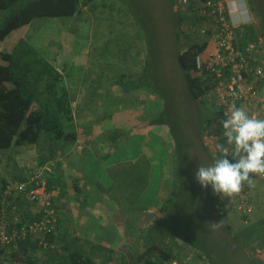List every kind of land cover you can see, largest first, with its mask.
Listing matches in <instances>:
<instances>
[{
	"label": "rangeland",
	"instance_id": "1",
	"mask_svg": "<svg viewBox=\"0 0 264 264\" xmlns=\"http://www.w3.org/2000/svg\"><path fill=\"white\" fill-rule=\"evenodd\" d=\"M174 4V0H94L92 8L89 6L72 16L35 18L24 38L48 59L61 50L63 61L74 74L86 68L93 75L88 81L103 85L102 93H95L90 101L112 98L109 103L103 101L105 107L100 105L106 111L103 117L112 116L111 112L115 115L110 121L116 126L107 135L111 141L115 136L126 140L133 157L129 158L135 161L130 168L134 173L130 180L133 183L127 185V201L135 215L141 217L137 218L139 226L135 225L133 230L137 247H130L131 252L141 251L144 240L150 236L162 240L175 231H185L194 238L193 247L211 252L216 264H257L254 258H264V235L250 231L240 222L238 212L220 215L223 221L232 224L230 230H224L221 218L211 207V188L201 187L195 179L200 165H211L217 158L218 150L208 148L203 136H199L202 117L212 116L217 107L208 98L199 103L185 89L175 56L178 42H173L172 29L178 18ZM250 13L253 22L259 21ZM189 42L183 37L180 50ZM105 63L108 70L102 72ZM136 63H144L145 70L130 77L128 71ZM117 64V70L112 69ZM95 75L99 78L95 79ZM110 83L120 95L107 94ZM93 90L94 86L87 91ZM156 120L157 123H152ZM79 143L84 144L82 139ZM34 148L22 147L16 168L14 158L12 164L8 158L1 163L9 164L15 173L20 172L22 164L33 167L35 162L31 159L35 153L30 150H37ZM103 179L101 174L100 181L106 189ZM119 191L125 193V185ZM229 216L231 220L226 221ZM146 217L150 218L144 224L141 219ZM256 238L262 240L258 242Z\"/></svg>",
	"mask_w": 264,
	"mask_h": 264
},
{
	"label": "trees",
	"instance_id": "2",
	"mask_svg": "<svg viewBox=\"0 0 264 264\" xmlns=\"http://www.w3.org/2000/svg\"><path fill=\"white\" fill-rule=\"evenodd\" d=\"M246 1L250 12L257 19L259 18V22L246 24L243 31L238 29L242 47L257 42L260 35L264 36V13L262 14L264 0ZM93 2L94 0H0V152L28 146L37 148L38 152L33 167L22 164V167H19L20 172L14 174L13 180L4 178L1 183L0 211L5 209L7 211L6 218L9 220H13V216H16L17 222H11L13 227H20L36 218L33 217L31 201L23 195L11 201L7 207L6 204L2 203L1 194L10 182L26 181L34 168L46 164L53 166L54 169L53 173L46 174L47 189L53 190L60 183V180L57 179V172L62 163L58 157L60 155L65 156L69 147L77 143V118L81 116L82 111L76 109L73 104L76 89L74 90L68 85L61 70L25 41L24 34L35 18L72 16L81 12L83 6ZM260 2L263 4L260 5ZM182 20L178 13L176 26L172 29L173 33L175 32L173 42L176 41L179 45V47L176 45L175 56L184 76L186 91L191 98L203 104L205 99L210 97L212 88L207 84L204 75H198L193 71L196 65V56L204 51L206 44L198 43L188 37L189 44L180 50V44L184 37L179 27ZM13 35L15 36L13 37ZM146 64L148 65V62ZM140 86L136 85V87ZM214 113L217 115L216 118L221 115V111L218 109ZM216 118L214 114L202 117L199 128L201 138L213 130L217 133L222 131L221 122H219L220 127L214 129ZM157 122L158 120L152 121V123ZM108 136H103L107 144L112 143L113 145L122 139L120 136L119 138L115 136V140L111 141ZM219 144L226 147L227 139L221 138ZM223 150L225 151V149ZM220 155L219 149L216 157ZM219 203L221 202L211 197V207L221 218L223 222L221 224L225 226L224 230H230L232 228L231 222L223 221L220 216L229 214H221ZM14 207L16 208L14 209ZM56 208L58 212L57 205ZM230 216L226 221L231 220ZM239 219L242 217L240 216ZM58 224L59 214L57 227ZM244 225L253 231V217L249 218ZM46 240L47 247H44L37 240H33L31 236L19 239L4 249V258L11 260V262L23 260L25 264H46L37 253L43 252L46 253L45 255L49 253L53 255L51 257L60 258L54 264H101L93 256L85 255L77 248L55 246V233L48 234ZM179 241L191 248L196 245L194 238L185 231H175L171 237L162 240L150 236L149 239L144 240L141 251H130L123 255L120 264H158L163 259L175 256V248ZM131 247L136 248L137 246L133 244ZM4 250L1 249L3 252ZM203 252L201 253L212 264H216L211 252ZM254 259L257 264H264V260L258 259V257Z\"/></svg>",
	"mask_w": 264,
	"mask_h": 264
},
{
	"label": "crops",
	"instance_id": "3",
	"mask_svg": "<svg viewBox=\"0 0 264 264\" xmlns=\"http://www.w3.org/2000/svg\"><path fill=\"white\" fill-rule=\"evenodd\" d=\"M89 6L92 8V4L85 5L82 7V11ZM246 7L247 14L245 13ZM228 14L234 22H240L248 15L251 17L248 2L246 1V4L240 0L230 2L228 4ZM258 22L256 20V23ZM142 58L144 59V57ZM49 60L62 71L68 85L74 90L76 89L73 104L76 109L82 110L81 116L77 118V140L81 142L82 139L84 143H76L74 146H70L65 156L60 155L58 157L62 164L57 172V179L60 180V183L53 189L57 195L56 203L59 214V224L55 232V246L77 248L85 255L93 256L101 264H120L122 256L132 250L130 247L134 244L133 230L135 225L139 226L137 218L140 219L141 217L138 213L135 215V210H133L131 203L128 204L127 201L129 193L127 185L133 183L130 180L133 178L131 173H134L130 168H133L135 161L129 158L131 157L129 155L131 150L125 144L126 140L120 139L119 142L112 145V143L107 144L105 137H102V135H107L109 129L116 126L110 121L113 116L115 117L114 112H111L112 116L110 117H103L106 111L100 107V105L105 107L103 101L109 103L112 98H103V101L100 98H95L94 101H90L91 96L95 97V93H102L103 85H99L98 81L95 85H93L94 81H88L89 76L93 75L89 74L86 68L84 71L80 72L78 70L74 74L72 68L63 61L61 50L53 52ZM107 67L108 65L105 63L101 71L108 70ZM117 68L118 64L112 69L117 70ZM144 70V63L133 64L128 71L129 76L139 75ZM94 78L98 79L99 76L95 75ZM110 85H107L108 95L110 93L114 96L121 94L116 87H113L111 83ZM92 86H94L93 93L87 91L92 89ZM144 92L143 90L141 93L145 96ZM86 123L87 125H85ZM81 135L87 137L84 138ZM22 151V148L17 147L14 150L0 152V186L4 178L14 179L13 176L16 173L9 169V164L10 161L12 164L14 158V168H16L18 166L16 160L18 161V158L22 157ZM31 151L35 153L32 160H36L35 158L38 157L37 150L32 149ZM5 158H8L9 164L1 163ZM121 172L123 173L121 174ZM97 174L99 179H97ZM101 174L108 186L106 189L101 184ZM121 183L122 185H120ZM124 185L125 193L119 191L121 186ZM132 202L135 204L133 200ZM252 217L254 219L253 232L257 235H264L261 233L264 231V214L261 206L257 207V211ZM148 219L146 217V219L141 220L144 224H147ZM256 240L260 242L262 239L259 241L256 238ZM37 253L46 264H54L60 260L59 257H51L53 255L49 253L48 256L43 252ZM4 255L5 252L0 251V264H25L23 260H15V262L6 260ZM261 260H264V258H261Z\"/></svg>",
	"mask_w": 264,
	"mask_h": 264
},
{
	"label": "built area",
	"instance_id": "4",
	"mask_svg": "<svg viewBox=\"0 0 264 264\" xmlns=\"http://www.w3.org/2000/svg\"><path fill=\"white\" fill-rule=\"evenodd\" d=\"M235 0H175V9L182 17L180 23L183 36L198 43H205L203 52L196 56L194 73L204 75L207 84L211 86L209 101L221 111L215 118L214 129L235 108H242L248 115L256 119H264V36L260 35L257 42L246 47L240 45V34L244 26L252 20L246 17L240 22H234L228 14V4ZM246 4V0H240ZM245 10V8H244ZM247 14V7L245 10ZM234 106V107H233ZM215 109V110H217ZM218 121V122H217ZM222 128V127H221ZM224 130L220 133L213 130L203 136L208 148L219 150L218 146ZM226 152L233 151V145L228 142ZM53 166L43 165L34 168L26 181L10 182L1 194L2 203L8 207L11 201L26 196L31 201L33 217L20 227H13L6 218L7 211H0V251L19 239L31 236L44 247H47L46 236L57 231L58 212L56 208V193L47 189V173H53ZM221 214L239 213L243 224L261 206L264 214V173H251L247 181L242 182L239 191L231 194L215 193ZM16 207H14L15 209ZM175 256L163 259L158 264H212L211 261L193 247H187L181 241L177 242ZM5 252V250H4Z\"/></svg>",
	"mask_w": 264,
	"mask_h": 264
},
{
	"label": "clouds",
	"instance_id": "5",
	"mask_svg": "<svg viewBox=\"0 0 264 264\" xmlns=\"http://www.w3.org/2000/svg\"><path fill=\"white\" fill-rule=\"evenodd\" d=\"M225 116L222 128L233 151L228 153L218 146L221 155L211 165H200L195 179L201 187H210L215 193L231 194L239 191L251 173H264V119L235 107Z\"/></svg>",
	"mask_w": 264,
	"mask_h": 264
}]
</instances>
